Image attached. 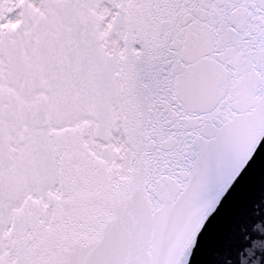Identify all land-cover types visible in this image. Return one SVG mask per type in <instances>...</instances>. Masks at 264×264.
Listing matches in <instances>:
<instances>
[{"label": "snow or ice", "instance_id": "1", "mask_svg": "<svg viewBox=\"0 0 264 264\" xmlns=\"http://www.w3.org/2000/svg\"><path fill=\"white\" fill-rule=\"evenodd\" d=\"M0 264H264V0H0Z\"/></svg>", "mask_w": 264, "mask_h": 264}]
</instances>
